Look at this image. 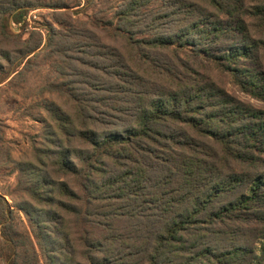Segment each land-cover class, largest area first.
<instances>
[{
  "label": "trees",
  "instance_id": "trees-1",
  "mask_svg": "<svg viewBox=\"0 0 264 264\" xmlns=\"http://www.w3.org/2000/svg\"><path fill=\"white\" fill-rule=\"evenodd\" d=\"M102 3L89 21L53 16L69 69L60 72L78 86L50 88L68 95L66 108L50 102L60 142L52 165L78 176L83 193L54 182L71 199H50L39 250L3 225L2 261L41 264L42 252L45 264H264V111L195 68L211 61L264 100L261 40L249 31L264 28V2ZM25 11L11 15L19 22ZM230 34L238 42L215 53ZM241 60L258 65L237 67Z\"/></svg>",
  "mask_w": 264,
  "mask_h": 264
},
{
  "label": "rangeland",
  "instance_id": "rangeland-1",
  "mask_svg": "<svg viewBox=\"0 0 264 264\" xmlns=\"http://www.w3.org/2000/svg\"><path fill=\"white\" fill-rule=\"evenodd\" d=\"M244 2L251 10L253 4H260L264 0ZM88 4L86 0H0V194L8 202L7 207L0 199V244L1 230L5 225L18 243L24 240L29 242L30 238L39 250L38 237L44 240L46 224H50V208L55 207L50 199H71L58 195L54 182L68 183L80 197L83 193L78 176L56 170L52 165L57 157L56 144L60 142L56 134L53 135L50 102L66 108L64 102L68 95L63 89L55 91L50 88L66 83L69 88L78 86V83L70 84V80H76V77L60 72L61 69H65L64 72L69 69L61 66V62L65 64L60 53L57 56L56 49H61L56 45L61 44L57 38L61 27L53 17L54 13H61V18L64 15L89 21L94 12L103 7V3L102 0H95L92 5ZM21 6L26 11L18 22L11 15V9ZM108 10L112 11L113 7ZM8 16V21L2 25L3 19ZM222 20L237 26L234 19L223 17ZM249 31L253 37L261 40L260 61H257L261 64L257 66V62L255 65L254 61L241 60L237 67L255 65L264 72V28L249 25ZM52 34L55 35L53 38ZM233 34L229 39L214 43L213 51L220 53L226 50L230 42H238L237 36L240 35ZM104 39L109 42L106 37ZM36 46L39 47L26 57L25 53ZM195 66L237 99L264 111V100L242 92L231 72L204 58L197 61ZM98 118H102V115H98ZM103 127L101 123L93 126L97 131ZM74 145L85 148V144ZM74 161L80 164L79 160ZM73 201L81 204V200ZM22 258L21 255L19 259ZM39 260L45 264L42 252ZM0 264H5L1 251Z\"/></svg>",
  "mask_w": 264,
  "mask_h": 264
}]
</instances>
